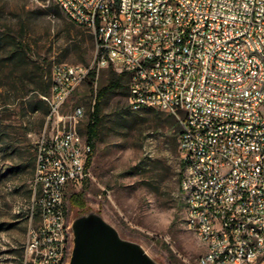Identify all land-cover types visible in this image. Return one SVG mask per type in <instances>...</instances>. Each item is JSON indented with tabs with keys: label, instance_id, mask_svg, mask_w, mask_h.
<instances>
[{
	"label": "built area",
	"instance_id": "obj_1",
	"mask_svg": "<svg viewBox=\"0 0 264 264\" xmlns=\"http://www.w3.org/2000/svg\"><path fill=\"white\" fill-rule=\"evenodd\" d=\"M96 39L90 65H55L35 135L32 225L21 264H69V187L91 175L82 107H63L92 73L130 74L129 108L174 116L186 226L198 264H264V0H54ZM37 222L34 224V219Z\"/></svg>",
	"mask_w": 264,
	"mask_h": 264
},
{
	"label": "rangeland",
	"instance_id": "obj_2",
	"mask_svg": "<svg viewBox=\"0 0 264 264\" xmlns=\"http://www.w3.org/2000/svg\"><path fill=\"white\" fill-rule=\"evenodd\" d=\"M0 31L25 46L19 55L8 46L0 49V264H21L33 223L34 136L49 114L46 104L39 105L41 91L55 65H90L96 46L93 34L70 21L54 0H0ZM109 76V69L100 71L95 84H83L63 107V114L84 108L79 130L86 138L97 92ZM169 115L132 111L128 90L103 100L91 176L69 187L67 218L73 223L81 216L70 197L83 192L88 213L101 215L158 263L198 264L204 249L186 226L180 133L166 122Z\"/></svg>",
	"mask_w": 264,
	"mask_h": 264
},
{
	"label": "water",
	"instance_id": "obj_3",
	"mask_svg": "<svg viewBox=\"0 0 264 264\" xmlns=\"http://www.w3.org/2000/svg\"><path fill=\"white\" fill-rule=\"evenodd\" d=\"M72 230L74 247L69 264H160L140 244L123 239L97 213L77 217Z\"/></svg>",
	"mask_w": 264,
	"mask_h": 264
},
{
	"label": "trees",
	"instance_id": "obj_4",
	"mask_svg": "<svg viewBox=\"0 0 264 264\" xmlns=\"http://www.w3.org/2000/svg\"><path fill=\"white\" fill-rule=\"evenodd\" d=\"M92 39H93V41H95V46H96V39H95L94 35H92ZM5 46L11 47L13 49V51H14L13 55L23 54V52L25 50V46L23 45L22 42L17 41V39H15V38H12L10 36V34H8V33H2L0 31V49L2 47H5ZM109 71H110V76L108 79V83L105 87L101 88L97 92L96 102H95V106H94V112L91 114L90 122L88 123L87 128H86L87 139H88L89 143L92 145L93 151L96 148V142L99 138V133H100V129L102 126L101 106H102L103 100L111 93H117V92H122V91L128 90V86H129V82H130V74L129 73H127V72L118 73L115 70H113L112 68H110ZM94 78H95V73H92L91 83L93 82ZM50 93H51V80H50V83L47 85V87H45L41 91V95L42 96H48V95H50ZM40 104L41 105L46 104V102L44 100L39 101V105ZM39 109H40V107L39 108L35 107L33 109V111H38ZM48 112H49V108H48ZM168 117H169V119L166 122L170 125V127L177 129L178 132L181 133V127H180L178 120L172 115H169ZM179 137H180V134H179ZM0 144H1V141H0ZM92 156H93V154H92ZM92 156H91L90 161L88 163V169H89L91 162H92ZM87 180L85 182H87ZM179 184H180V179H179ZM179 194L182 197L181 189L179 191ZM70 202L74 207H78L80 209L81 215L87 214L89 212L87 210V207L85 204L83 192L80 194L71 195Z\"/></svg>",
	"mask_w": 264,
	"mask_h": 264
}]
</instances>
